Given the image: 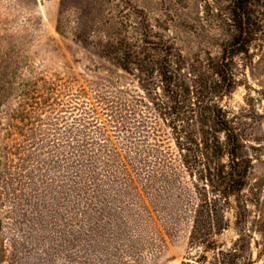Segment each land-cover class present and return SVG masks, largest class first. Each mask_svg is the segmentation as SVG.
<instances>
[{
	"label": "rangeland",
	"instance_id": "1",
	"mask_svg": "<svg viewBox=\"0 0 264 264\" xmlns=\"http://www.w3.org/2000/svg\"><path fill=\"white\" fill-rule=\"evenodd\" d=\"M236 2L0 0V264H264V0L240 53Z\"/></svg>",
	"mask_w": 264,
	"mask_h": 264
},
{
	"label": "trees",
	"instance_id": "2",
	"mask_svg": "<svg viewBox=\"0 0 264 264\" xmlns=\"http://www.w3.org/2000/svg\"><path fill=\"white\" fill-rule=\"evenodd\" d=\"M246 2V0H237L236 2V6L233 8V12L235 14V16L237 18H239V21H240V27H239V36L238 38L236 39V41L232 44V47L234 49V52L236 53H240L245 45V37H246V18L248 17L247 16V13L245 11V8H244V3ZM221 79L223 81V83L225 84H229L230 83V78L228 77L227 73L224 72L221 74ZM221 127H222V130L224 132L227 133V135H229L231 137V152L229 153L230 154V157H231V160H232V164H234V148H235V145H236V139L232 137L231 135V131L226 127L225 124H220ZM236 171L235 169V165H234V169H232V172L234 173ZM231 179H233L231 182L232 184L235 183L236 179L234 177V175L232 174V177ZM237 182V181H236ZM238 183V182H237Z\"/></svg>",
	"mask_w": 264,
	"mask_h": 264
}]
</instances>
